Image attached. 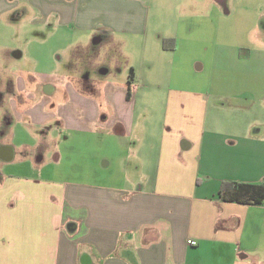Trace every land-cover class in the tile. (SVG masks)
<instances>
[{
  "label": "crops",
  "instance_id": "1",
  "mask_svg": "<svg viewBox=\"0 0 264 264\" xmlns=\"http://www.w3.org/2000/svg\"><path fill=\"white\" fill-rule=\"evenodd\" d=\"M21 10L82 34L77 49L130 45L141 60L129 97L101 60L87 64L96 78L15 87L16 128L46 130L58 114L66 137L49 166L38 156L27 174L0 173V264H264V203L220 198L225 184L264 183V0H0V25ZM248 16L250 41L230 40L227 23L241 31ZM185 49L205 52L177 63L192 82L165 86V59Z\"/></svg>",
  "mask_w": 264,
  "mask_h": 264
},
{
  "label": "rangeland",
  "instance_id": "2",
  "mask_svg": "<svg viewBox=\"0 0 264 264\" xmlns=\"http://www.w3.org/2000/svg\"><path fill=\"white\" fill-rule=\"evenodd\" d=\"M245 4L246 8L249 9L247 12L252 13L253 11V13H256V8L252 7L251 1H246ZM20 12L24 13L21 17L17 13L10 15V17L3 16L1 19L4 23L2 22V25H0V96L2 97L0 100V126L4 122H7L5 123L4 131L0 129V137H3L4 143L14 148L16 153L13 163L8 165L0 164L1 174L18 171L27 174L31 168H34L32 159L38 156H41L43 159V164L39 168L49 166L54 153L52 149L53 142H59L66 137L64 130L57 127L60 124L58 114H55L54 117L49 116L50 119L47 127L54 125L53 131L50 129L46 132L47 127L45 128L46 130H36L28 126H25L22 130L16 128L17 123L26 125L27 122L26 119L22 120L13 113L16 102L12 98L11 93H15L13 92L15 87L19 85L18 88L25 87L28 91L33 90L35 87L28 86L25 82L29 76L36 79L50 76L51 74H56L58 77H65V75L68 77H79L84 73V77L96 78L98 77V73L96 74L87 64L93 63V60H101L100 62L102 64L103 62L106 63L107 67L110 68V64L112 66L106 80L115 87L120 88L124 85L127 93L129 70L132 69L129 63L138 65V61L141 60L138 50L130 45L113 48L108 44H101L97 47L92 45L91 40L85 39L84 41L87 42H83V46L89 45V48L77 49V39L82 34L74 31H68L67 33L62 30L50 32V27L41 28L33 26L29 22L30 15L28 12H24L23 10ZM252 18L253 16L243 18L245 23H243V30L241 31L238 30L235 21H229L226 29L228 30L230 40L232 36L237 37L241 35L243 41H250ZM16 52L21 54L20 58L16 59L14 57V53ZM204 55L205 52L202 49L179 50L176 55L169 53V57L165 59L163 64L164 68L162 72L164 73L165 86L171 83L168 82L171 74L173 78L176 74L184 77L186 66H180L183 69L182 74H180L181 70L177 69V63L181 64L185 60H192L191 57H201L204 59ZM98 63L96 62L95 64ZM187 63L189 70L185 75L192 82L190 74L191 64L190 62ZM45 138L48 139L49 144L43 143V139ZM22 145H29L30 149H25L21 147ZM36 151L39 152L37 155H34ZM61 169L62 167L59 165L57 168L58 175Z\"/></svg>",
  "mask_w": 264,
  "mask_h": 264
},
{
  "label": "trees",
  "instance_id": "3",
  "mask_svg": "<svg viewBox=\"0 0 264 264\" xmlns=\"http://www.w3.org/2000/svg\"><path fill=\"white\" fill-rule=\"evenodd\" d=\"M133 69L129 70L127 97L130 96V85L133 82ZM220 198L223 201L234 202L242 205L261 206L264 203L263 184H225Z\"/></svg>",
  "mask_w": 264,
  "mask_h": 264
},
{
  "label": "built area",
  "instance_id": "4",
  "mask_svg": "<svg viewBox=\"0 0 264 264\" xmlns=\"http://www.w3.org/2000/svg\"><path fill=\"white\" fill-rule=\"evenodd\" d=\"M189 245H191V246H194V245H195V243H194V242H190V243H189Z\"/></svg>",
  "mask_w": 264,
  "mask_h": 264
},
{
  "label": "flooded vegetation",
  "instance_id": "5",
  "mask_svg": "<svg viewBox=\"0 0 264 264\" xmlns=\"http://www.w3.org/2000/svg\"><path fill=\"white\" fill-rule=\"evenodd\" d=\"M4 152H6V150H3V152H2V153H3V155L5 154Z\"/></svg>",
  "mask_w": 264,
  "mask_h": 264
}]
</instances>
